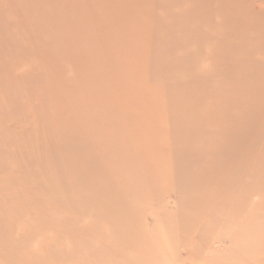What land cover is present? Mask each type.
Segmentation results:
<instances>
[{
    "label": "rangeland",
    "instance_id": "rangeland-1",
    "mask_svg": "<svg viewBox=\"0 0 264 264\" xmlns=\"http://www.w3.org/2000/svg\"><path fill=\"white\" fill-rule=\"evenodd\" d=\"M263 3L0 0V264H264Z\"/></svg>",
    "mask_w": 264,
    "mask_h": 264
},
{
    "label": "bare ground",
    "instance_id": "bare-ground-1",
    "mask_svg": "<svg viewBox=\"0 0 264 264\" xmlns=\"http://www.w3.org/2000/svg\"><path fill=\"white\" fill-rule=\"evenodd\" d=\"M264 4V3H263ZM65 59V58H64ZM200 65H201V63H200ZM110 154V153H109ZM223 182H224V180H222V179H219L218 181H217V183L219 184V185H223ZM235 184H237V183H235Z\"/></svg>",
    "mask_w": 264,
    "mask_h": 264
}]
</instances>
